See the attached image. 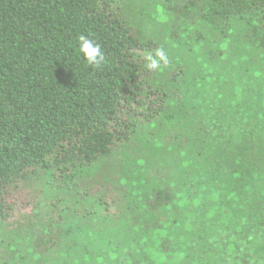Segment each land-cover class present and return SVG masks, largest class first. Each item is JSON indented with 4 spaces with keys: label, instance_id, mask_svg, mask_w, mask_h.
Wrapping results in <instances>:
<instances>
[{
    "label": "trees",
    "instance_id": "16d2710c",
    "mask_svg": "<svg viewBox=\"0 0 264 264\" xmlns=\"http://www.w3.org/2000/svg\"><path fill=\"white\" fill-rule=\"evenodd\" d=\"M81 35L101 47L99 68L79 53ZM235 42L264 49V0H0V226L48 189L77 213L84 237L116 244L125 225L133 236L160 230L166 239L145 248L152 264H219L221 252L199 258L210 228L186 224L189 195L177 200L192 186L219 194L216 207L229 210L236 180L264 192V93L219 64ZM158 49L167 63L149 70ZM242 66L257 81L264 73ZM217 111L227 133L211 124ZM142 125L179 140L141 138L151 162L135 163ZM255 207L243 235L264 264V242L253 238L264 237V209ZM243 217L222 218L213 231L235 227L234 246Z\"/></svg>",
    "mask_w": 264,
    "mask_h": 264
},
{
    "label": "rangeland",
    "instance_id": "374dc122",
    "mask_svg": "<svg viewBox=\"0 0 264 264\" xmlns=\"http://www.w3.org/2000/svg\"><path fill=\"white\" fill-rule=\"evenodd\" d=\"M142 1L146 2L147 0ZM145 20L148 19L143 15L139 17L136 24L141 22V25L144 27ZM229 36H231L230 33ZM227 45H231V43ZM235 46L236 50H232V46H230L225 58L220 60L219 64L224 69L222 71H224L227 77L235 75V77L243 78L248 83L246 86L250 93H253V90H255L251 84H257L256 89L260 93H264V73L260 77V80H262L260 83V80L257 81L250 73L245 74L246 70L244 71L242 66L243 64L247 69H254V65L264 67V49H259L251 46V44H243L241 42H235ZM170 59L171 57L169 55ZM183 60L192 61V58L189 55H184ZM163 64L164 62L161 61L160 65ZM212 64L214 63L212 62ZM175 65L177 63L174 61ZM214 66L211 65L208 69L209 76L215 73L213 72ZM257 75L255 73V76ZM158 78L159 80H164V82L166 81L164 77L159 76ZM260 86L263 88H260ZM220 115L221 112L217 111V119L214 118L215 120L211 124L221 128L224 133H227L229 131L228 128L221 127L224 121L219 119ZM149 126L142 125L137 128L136 133L132 136L134 137L133 140L138 141L137 154H140L141 157L144 156L143 160L139 156L137 160H141L135 163L138 162L140 164L141 161H145L142 163L147 164L151 162V159H148L150 152H142L145 144L141 143V138L152 137L157 141L164 142L171 136L170 132L164 131L160 125L155 127ZM172 140L177 141L179 139H173L172 137ZM171 141L169 139L164 144ZM206 159L210 160L208 158ZM209 165L212 166V163H209ZM171 176L166 179L168 182L171 181ZM149 178H153V176L149 175ZM188 180L193 181V177L191 179L188 178ZM241 180L244 183V179L241 178ZM236 183L233 192L234 195L226 196L227 199L235 200L233 201V209L231 208L229 210L224 208L222 210L223 203L221 206H218L219 209L216 207L217 201L215 199L219 194L214 196L212 192L199 193L192 186L189 187L191 188L190 193L185 192L184 195H178L179 198L177 201H181L185 196L189 195L187 199L188 202H191L187 210V215L191 216L185 215V219L187 220L186 224L195 225V227L201 226L202 229L206 227L210 228L203 233V237H200V240L204 241V250L199 255L201 259L208 258L207 254L211 251L210 253L214 255L221 252L222 260H220L219 264H256L258 262L253 245L246 240L243 234L247 233L250 217L257 210L255 203L264 209V192L258 190L257 193H253L259 189L258 183L251 184V188L247 189L246 192H244L245 190L238 180H236ZM39 192L31 193L29 195V205L23 208L17 217L9 219L0 226V249L5 251L6 256H8L5 259V264H152L150 258L147 257V254H150L145 251L148 241L153 238L154 240H159L161 243L166 239L159 237L160 230H155L150 234L133 236L130 229L125 228L126 225L121 229L117 228L120 229L118 231L117 229L115 230L114 237L116 244L107 241L105 237H89L88 234L84 237L79 233V228L77 227V219L79 220V217L76 216L77 213L72 207L66 205L60 199L63 195L59 196L55 191L48 189H43ZM207 199H210V205L209 203H204ZM242 209L246 212L248 211L241 216H244L242 219L243 224L238 222L240 227L236 228L241 229L242 235L240 234L238 238L232 237L235 239L233 242L234 246L232 244L227 245L228 241H230L228 238L231 237L235 227L228 228L229 232L225 235L224 233L227 229L222 228L221 230L217 229L213 231L214 227L221 223L222 218L225 220L234 218L235 221H238L241 217L237 218V216L242 212ZM124 212L112 209L110 213L113 215L114 213L124 214ZM169 215H172V213L170 212ZM178 216L180 218L184 217L180 211H178ZM217 217L218 219L221 218V220L216 221ZM111 226L113 227V225ZM206 237H211V239ZM174 238L177 237H171L172 240ZM253 238L264 242V237ZM192 241H194L193 246L198 244L196 243L197 237L192 238ZM205 242L209 244V248L205 247ZM210 243H212V246ZM123 252L128 256H125ZM108 253H115V256L110 258L108 257Z\"/></svg>",
    "mask_w": 264,
    "mask_h": 264
},
{
    "label": "clouds",
    "instance_id": "9594fccd",
    "mask_svg": "<svg viewBox=\"0 0 264 264\" xmlns=\"http://www.w3.org/2000/svg\"><path fill=\"white\" fill-rule=\"evenodd\" d=\"M78 51L82 54L83 58L87 61V64L96 66L99 68L104 60V54L101 47L94 43L93 40L87 36L81 35L79 37V48ZM147 68L149 70H156L160 67V62L167 63L166 55L163 50H156L155 57L151 54L147 56Z\"/></svg>",
    "mask_w": 264,
    "mask_h": 264
}]
</instances>
